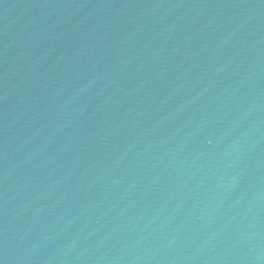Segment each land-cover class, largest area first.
Wrapping results in <instances>:
<instances>
[{
    "label": "water",
    "instance_id": "1",
    "mask_svg": "<svg viewBox=\"0 0 264 264\" xmlns=\"http://www.w3.org/2000/svg\"><path fill=\"white\" fill-rule=\"evenodd\" d=\"M0 264H264V0H0Z\"/></svg>",
    "mask_w": 264,
    "mask_h": 264
}]
</instances>
